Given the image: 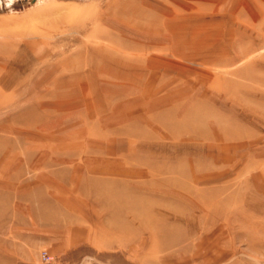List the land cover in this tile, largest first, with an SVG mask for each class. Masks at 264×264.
<instances>
[{
	"label": "rangeland",
	"instance_id": "374dc122",
	"mask_svg": "<svg viewBox=\"0 0 264 264\" xmlns=\"http://www.w3.org/2000/svg\"><path fill=\"white\" fill-rule=\"evenodd\" d=\"M0 264H264V0H0Z\"/></svg>",
	"mask_w": 264,
	"mask_h": 264
},
{
	"label": "crops",
	"instance_id": "0c3cea01",
	"mask_svg": "<svg viewBox=\"0 0 264 264\" xmlns=\"http://www.w3.org/2000/svg\"><path fill=\"white\" fill-rule=\"evenodd\" d=\"M69 233V232H68ZM66 234V235H64V239L65 240H63V243H64V245H70L71 243H70V241H72L71 239V237H70V234ZM35 237H37L36 239H38V240H40V241H42V242H46L47 240L49 241L50 239H49V236L47 235V234H43L42 236H40V235H38V236H35Z\"/></svg>",
	"mask_w": 264,
	"mask_h": 264
},
{
	"label": "built area",
	"instance_id": "2783aa9c",
	"mask_svg": "<svg viewBox=\"0 0 264 264\" xmlns=\"http://www.w3.org/2000/svg\"><path fill=\"white\" fill-rule=\"evenodd\" d=\"M46 260L48 259V258H46V257H44Z\"/></svg>",
	"mask_w": 264,
	"mask_h": 264
}]
</instances>
